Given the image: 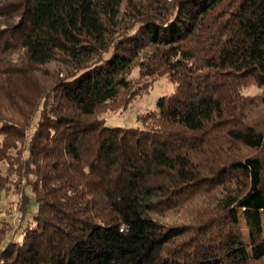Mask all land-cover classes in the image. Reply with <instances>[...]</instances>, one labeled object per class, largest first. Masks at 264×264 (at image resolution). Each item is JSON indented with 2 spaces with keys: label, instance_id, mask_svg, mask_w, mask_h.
I'll list each match as a JSON object with an SVG mask.
<instances>
[{
  "label": "trees",
  "instance_id": "16d2710c",
  "mask_svg": "<svg viewBox=\"0 0 264 264\" xmlns=\"http://www.w3.org/2000/svg\"><path fill=\"white\" fill-rule=\"evenodd\" d=\"M10 190L0 264H264V0H0Z\"/></svg>",
  "mask_w": 264,
  "mask_h": 264
},
{
  "label": "rangeland",
  "instance_id": "374dc122",
  "mask_svg": "<svg viewBox=\"0 0 264 264\" xmlns=\"http://www.w3.org/2000/svg\"><path fill=\"white\" fill-rule=\"evenodd\" d=\"M133 75H136V71ZM171 89L172 83L167 78L166 70H162L156 75L151 87L143 94L137 95L125 109L105 114L106 123L108 125L128 127L139 126L140 124L136 120V115L153 108L157 98L169 93ZM244 92L247 94H254L259 92V88L252 85L246 88ZM19 205L20 197L14 190L4 193L0 205L2 211L0 218L16 222L20 215Z\"/></svg>",
  "mask_w": 264,
  "mask_h": 264
}]
</instances>
